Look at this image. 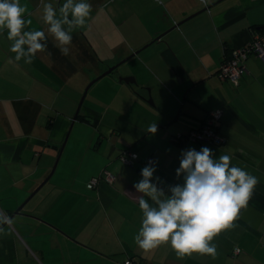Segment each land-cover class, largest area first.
<instances>
[{
  "label": "crops",
  "instance_id": "1",
  "mask_svg": "<svg viewBox=\"0 0 264 264\" xmlns=\"http://www.w3.org/2000/svg\"><path fill=\"white\" fill-rule=\"evenodd\" d=\"M94 1L98 4L81 25L86 29L72 28L67 56L47 33L43 0H20L25 28L46 32L47 48L30 63L23 56L19 61L10 59L14 53L6 30L0 33V212L8 222L15 208L27 209L0 230V264H124L130 258L142 264H264V61L250 55L247 75L238 86L217 75L225 50L246 45L254 30L264 26V0H149L153 6L148 8L142 1L140 9L131 0L137 12L128 16L119 9L118 13L116 0L112 7L106 3L107 12L100 8V0ZM63 2L57 0L53 6L59 8ZM88 2L92 5V0ZM204 8L208 9L196 14ZM133 16H137L134 21ZM120 46L124 49L114 54L112 63L100 60L102 49ZM126 57H135L138 67L130 66L120 77L115 74L117 67L113 71L117 79L108 83L132 97L130 101L145 105L137 111L142 122L131 119L126 130L116 125L109 142L115 153L112 137L129 131L117 157L130 150L138 160L129 166L105 153L100 146L106 140L101 137L94 151L89 145L91 161L75 163L67 189L42 192L43 185L30 198L50 171L45 155L52 150L58 154L57 144L63 140L64 135L54 136L52 131L63 120L52 114L67 116V123H72L71 107L88 82ZM126 77L135 82L120 80ZM134 85L139 88L129 87ZM216 109L223 112L218 125L226 140L222 146L178 139L199 129L206 114ZM85 115L96 119L97 125L81 121L98 128L101 113L91 110ZM154 121L157 132L150 134L145 129ZM201 145L213 149L217 157L228 152L232 163L258 177L247 205L230 227L209 241L217 247L215 257L177 256L167 243L151 250L139 248L133 237L142 213L133 181L140 178L141 167L153 158L154 176L161 178L158 184L168 193L170 186L183 183L175 173L180 150H199ZM105 169L115 177L114 183L103 178ZM93 177L99 178L97 186L90 184ZM64 179L57 174V182ZM120 255L125 256L123 261L117 260Z\"/></svg>",
  "mask_w": 264,
  "mask_h": 264
},
{
  "label": "clouds",
  "instance_id": "2",
  "mask_svg": "<svg viewBox=\"0 0 264 264\" xmlns=\"http://www.w3.org/2000/svg\"><path fill=\"white\" fill-rule=\"evenodd\" d=\"M55 3L57 0H43V20L47 33L67 56L66 45L72 42V28L86 23L92 5L88 0H64L57 8L53 6ZM24 13L20 0H0V33L6 30L9 50L14 53L10 59L19 61L23 56L30 63L38 51L47 48L46 32L43 28L26 29ZM157 128L154 121L145 131L155 134ZM180 152L175 173L182 176L183 183L170 186L168 193L158 184L161 178L154 176L157 162L153 158L141 167L140 178L133 181L142 213L133 239L143 250L167 243L177 256L200 253L215 257L217 247L209 241L232 225L259 180L247 169L232 163L228 152L217 157L207 145Z\"/></svg>",
  "mask_w": 264,
  "mask_h": 264
},
{
  "label": "rangeland",
  "instance_id": "3",
  "mask_svg": "<svg viewBox=\"0 0 264 264\" xmlns=\"http://www.w3.org/2000/svg\"><path fill=\"white\" fill-rule=\"evenodd\" d=\"M114 1L115 0H100L99 1L100 6H101L100 8L104 12H107L110 9V7L115 6L113 4ZM142 1L146 2L148 8L153 6V3L150 2L149 0H133V2L135 3L134 8H137V9L143 8V7L139 6V3ZM106 3H112V5H110L108 10H107V7H105ZM96 4H98V2L92 0V6L96 7ZM115 4L118 7L117 8L118 13L120 10L121 15L123 13H126V15L128 16L134 12H137V10H134L131 8V6H132L131 0H116ZM138 11H141V10H138ZM136 17L137 16H133V18H131V20L134 21V19H136ZM85 20H87V17L85 18ZM79 27L82 29H86L85 27H81V26H79ZM79 27H77L76 29H79ZM113 37L115 38V41L117 39H120L117 36H113ZM123 47L124 46H120L116 50L115 49L110 50L109 48L108 49H102L101 50L102 52L100 54V60L107 59V60H110V62L112 63L115 60L114 54L117 53L119 50H123L124 49ZM136 55H138V54H136ZM134 58L135 57H133L132 59H130L128 61H125L124 63H122L121 65L118 66V68L115 72V74L118 75L117 77L123 76V74H122L123 70L129 71L130 66L132 67L133 70H135L138 67V65L135 62V60H137V59L134 60ZM112 59H114V60H112ZM123 59H121V60H123ZM121 60H119V62ZM93 75L95 76V74H93ZM97 76H99V74ZM112 78L117 79L116 76L113 74L107 75V76L103 77L102 79L98 80L95 84H93L89 88L87 95L85 97L84 103L80 109L81 114H88L89 111H91V110L101 113L102 117H101L100 123L98 124V128H95L93 125H91L90 123H88L86 121L75 120L73 122L72 128H71L70 133H69L71 122L67 123V120L65 119V117H67V116H64L62 114H58V115L52 114V117H54V118L59 117L61 120H63V121H60L57 125H55L52 129L54 136L64 135L62 142L57 144L58 145L57 149L63 145V143L67 137V134H68V138H67V141L65 143L64 148H62V152L60 155H58L56 153V150H54V151L52 150L50 153H48L49 155H45V159H48L49 162L51 163V168H50L49 173L47 174V177L44 180H42L40 183H43L50 176L58 158H59V160H58V163H57L56 168L54 170V173L47 180V182L44 184L43 188L45 186L46 187H45V189L42 188V192H45L49 189H55V190H57L59 188L67 189L66 186L68 187V185L73 180V178H72L73 174L72 173L75 171V163L77 165V164H81L85 160L91 161L92 158L89 155L90 151H88L89 145L91 147V150H93V147L95 145L97 146V142L100 140L101 137H103L106 140L100 146L101 150L105 151V153H107V154L113 153L111 155H113L114 157H116V159L118 161H120V158L117 156H118V151H121V148H120L122 146L121 140L125 141L126 139H128L130 132L125 131V133L123 135L121 134L118 137H116V135H115L112 137L113 140H116L115 145L117 144L116 150L114 153V152H112V150L114 148V144H111L109 142L111 140V136H112L111 131H112V129H114L116 127V125L122 126L125 129L127 127L128 123L131 122V119L142 122V115L139 114L137 111H138V108H141L140 106H145V105H143V104L138 105V104L130 101V100H132V97L127 98V96L125 94H122L119 91V89L115 88L110 83H108L109 80H113ZM89 82H88V84H89ZM86 86H85V88H86ZM129 87L132 90L133 89L137 90L139 88L138 85L129 86ZM85 88L83 89V92H84ZM83 92L79 96L77 105L75 104L73 106V108L71 107V111H73L71 113H73L72 114L73 116L76 113V110H77L78 104L81 100V97L83 95ZM142 93L147 94V92H144L143 90H142ZM69 108H70V106H69ZM97 115L93 114V116L100 118V116H97ZM118 138H120V140H118ZM118 143H120V144H118ZM59 173H61L65 177V179L63 181H61L60 183L56 181V176ZM88 180H90V178ZM28 196L26 198H28ZM27 207H28V204H27ZM18 208H19V206L17 208H15V210H17ZM21 211L23 214H26L25 211H27V209H25V207H24V210H21ZM103 216H104V214L100 215V221H102V219L105 218V216L104 217ZM17 227L19 228V226H17ZM124 257H125L124 255H120V257H118L117 260L123 261Z\"/></svg>",
  "mask_w": 264,
  "mask_h": 264
},
{
  "label": "built area",
  "instance_id": "4",
  "mask_svg": "<svg viewBox=\"0 0 264 264\" xmlns=\"http://www.w3.org/2000/svg\"><path fill=\"white\" fill-rule=\"evenodd\" d=\"M250 55H256L264 61V33L259 31H254L252 39L249 43L242 47L234 48L231 52V56L222 62L219 71L217 72L218 77L223 81H229L233 85L238 86L242 80L247 75L246 61ZM222 110L216 109L209 111L199 129L191 130L184 136H179L178 139L182 140H193L200 142H207L214 144L216 146H222L225 143V139L221 137L218 133V125L222 118ZM133 153L130 150H125L120 155V160L129 166H132L135 161L138 160V155L136 154L133 158ZM150 158L146 160L148 162ZM103 178L110 184L114 183L115 177L113 174L105 169L103 171ZM99 182L98 177H93L91 179V186H97ZM2 217L7 219L4 213H1ZM240 253L239 249L234 251V255ZM124 264H142L131 259H127Z\"/></svg>",
  "mask_w": 264,
  "mask_h": 264
},
{
  "label": "water",
  "instance_id": "5",
  "mask_svg": "<svg viewBox=\"0 0 264 264\" xmlns=\"http://www.w3.org/2000/svg\"><path fill=\"white\" fill-rule=\"evenodd\" d=\"M208 8H204L203 10H201L200 12H197L196 14H199V13H201V12H203V11H205V10H207ZM195 14V15H196ZM160 38V36L157 38V39H159ZM139 53V50L138 51H136L134 54H132V56H134V55H136V54H138ZM128 60V58H126V59H124L123 61H121L120 63H118L117 65H115V66H111V67H109L106 71H104L103 73H101L99 76H96L95 78H93L90 82H89V84L86 86V88H85V90H84V92H83V95H82V97H81V100H80V102H79V104H78V107H77V110H76V113H75V115H74V117H73V119H72V123H71V126H70V129H69V133H70V130H71V128H72V125H73V122L77 119V116L79 115V113H80V109H81V107H82V105H83V103H84V100H85V97H86V95H87V92H88V90H89V88L91 87V85H93L94 83H96L98 80H100L101 78H103V77H105V76H107V75H112L113 74V71L122 63V62H125V61H127ZM120 80L121 81H125V82H135V80H134V78H120ZM67 138H68V134H67V137H66V139H65V141H64V143H63V145H62V148H64V146H65V143H66V141H67ZM62 148H61V152H62ZM61 152H60V154H61ZM59 154V155H60ZM58 160H59V158L57 159V161H56V163H55V165H54V168H53V170H52V172H51V174H50V176L35 190V192L33 193V194H31V196H30V198L47 182V180L52 176V174L54 173V170H55V168H56V165H57V163H58ZM22 207H23V205H21V206H19V208L17 209V210H15L12 214H10V217L8 216V222H10V219L13 217V215H17V214H22L21 213V210H22ZM1 213V212H0ZM2 216V215H1ZM7 222V220H4L3 221V224L0 226V230H1V228L2 227H4L5 225H6V223H8Z\"/></svg>",
  "mask_w": 264,
  "mask_h": 264
},
{
  "label": "trees",
  "instance_id": "6",
  "mask_svg": "<svg viewBox=\"0 0 264 264\" xmlns=\"http://www.w3.org/2000/svg\"><path fill=\"white\" fill-rule=\"evenodd\" d=\"M256 29V28H255ZM257 29H258V31L259 32H262V33H264V26H260V27H257ZM254 31H256V30H254ZM231 52H232V49H230V48H227L226 50H225V57H224V59H223V61L222 62H224L226 59H228L230 56H231ZM77 119H79V120H86V121H89V122H91L92 124H94V125H97V121H96V119H93V118H91L90 116H88V115H85V114H81V113H79V115L77 116ZM61 148H62V146L59 148V152H58V155L60 154V152H61ZM10 214V213H9ZM3 221H4V218L1 216V214H0V224H3ZM131 260H133L132 258H130ZM133 261H136V260H133ZM138 262V261H137Z\"/></svg>",
  "mask_w": 264,
  "mask_h": 264
}]
</instances>
